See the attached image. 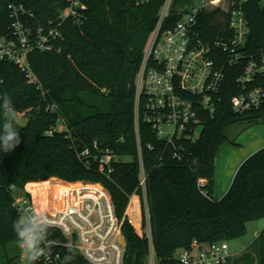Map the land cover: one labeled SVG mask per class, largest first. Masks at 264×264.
Listing matches in <instances>:
<instances>
[{
    "label": "trees",
    "instance_id": "trees-1",
    "mask_svg": "<svg viewBox=\"0 0 264 264\" xmlns=\"http://www.w3.org/2000/svg\"><path fill=\"white\" fill-rule=\"evenodd\" d=\"M164 1H85L80 20L70 19L59 26L68 0H0V35L6 34L11 25V4L24 5L34 14L37 25L48 27L53 22L62 34L53 42V51H37L30 56L42 90L29 84L15 65H2V94L9 96L17 113L28 112L30 125L18 128L22 142L13 152L0 151V264H22L12 229L20 214L14 206L12 187L24 191L28 184L41 183L37 186L50 190L102 191L91 184L67 185L56 179L47 182L52 178L101 184L107 189L126 240L125 264H149L152 250L158 264H179L178 254L191 250L194 243L238 240L246 236L250 223L264 219V148L241 165L221 200L213 196L215 160L229 141L227 130L238 123H264L260 113L241 116L231 112L235 95L231 70H227L217 114L206 117L197 139L182 141L181 159H174L172 149L142 124L151 235L145 231L146 223L143 235H139L127 216L135 196L129 214L135 225L140 224L137 196L143 197L144 192L134 122L136 80ZM186 1L190 0H175V4ZM245 12L250 27L248 49L257 53L264 50V0H249ZM49 105H56L58 111L50 112ZM0 119L2 124L3 117ZM60 125L64 127L61 131ZM95 143L114 155L110 176L106 167H87L78 157L80 151L93 149ZM201 180L206 181L204 187ZM49 239L67 241L53 228ZM66 250L58 248L62 257ZM252 250L256 264H264V232ZM253 252L237 262L255 264ZM72 264L89 263L75 250Z\"/></svg>",
    "mask_w": 264,
    "mask_h": 264
},
{
    "label": "built area",
    "instance_id": "built-area-1",
    "mask_svg": "<svg viewBox=\"0 0 264 264\" xmlns=\"http://www.w3.org/2000/svg\"><path fill=\"white\" fill-rule=\"evenodd\" d=\"M85 1L90 0H68L59 16V26L70 19L80 20ZM248 2L190 0L176 6L175 0L164 1L136 80L134 122L145 197L147 175L142 158V124L149 126L172 149L174 159H181L182 141L197 139L206 117L217 114L227 70L235 77L231 112L241 116L252 112L264 115V50L251 53L248 49L250 27L245 12ZM8 11L11 25L6 34L0 35V95L5 85L1 71L4 64L18 67L29 84L42 90L30 56L37 51L54 50L53 42L62 38L59 26L54 27L53 22L48 27L37 25L34 14L24 5L11 4ZM48 110L56 113L58 107L49 105ZM27 114L18 113L21 119L28 118ZM93 150L98 153L94 155ZM78 157L87 167L99 164L107 168V176L113 173L114 155L110 150L99 149L97 143L93 149L80 151ZM84 184L96 185L102 191L87 189L77 193L53 189L45 192L47 203L42 210L54 222L52 228L61 232L67 241L65 244L54 241L55 246L46 248L39 262L59 264L57 257L62 256L58 248L71 243L89 264H125L122 224L110 193L101 184ZM205 184V180L200 181V186ZM16 191L15 187L11 188L13 194ZM25 192L23 199L14 196L19 213L26 206L36 208L31 194ZM230 258L226 242L194 243L191 250H183L177 256L179 264H227ZM21 260L24 264L23 257ZM149 264H158L153 250Z\"/></svg>",
    "mask_w": 264,
    "mask_h": 264
},
{
    "label": "rangeland",
    "instance_id": "rangeland-1",
    "mask_svg": "<svg viewBox=\"0 0 264 264\" xmlns=\"http://www.w3.org/2000/svg\"><path fill=\"white\" fill-rule=\"evenodd\" d=\"M23 119H29V118H22V120ZM26 125L27 124H25L23 127H25ZM59 129L63 130L64 127L61 125L59 126ZM226 136L228 137L229 141L221 147L216 157V160H215V176H214L215 193L214 194L217 199L221 198L226 193V192L224 193L219 192L221 183L226 178V176H229V177L233 176L232 178V182H233L239 166L242 163H244L246 159L253 156V154H255L256 151H258L259 149L260 150L263 149L264 147V123L258 122L253 125L247 122L238 123L227 130ZM54 179L59 180L57 178H52L48 180L47 182H50ZM65 183H68V182H65ZM79 183L80 182L69 183V184L78 185ZM38 184H41V183L28 184L25 188V191L31 194L36 208L40 210V209H43L44 205L47 203L46 202L47 195L45 192L49 191L51 188L46 187V186H37ZM25 191L17 190L14 193V196L17 197L18 199H23L26 196ZM133 197L130 200V204L127 210V216L139 235L141 236L143 235L145 223L147 224V228L145 231L149 235H151L150 225H149L150 211H149V204H148L147 196L146 197L145 195L143 197L137 196L139 199V205H140V224L139 225L134 224V221H133L134 219L129 214V208H130ZM263 232H264V219L250 223L248 226V232L246 236H244L243 238L230 241V242L225 241L226 243L229 244L230 256H231L227 264H239L237 260L241 258V255H240L241 253H244L246 250L247 251L245 252V254L253 252L254 251L252 250L253 246L251 245L256 240V238ZM122 240L123 239H121V244L124 245ZM62 244H65V243H62ZM253 254H254V259H255V264H256L257 262L256 254L254 252ZM24 264H26V261L24 262ZM241 264H245V263H241Z\"/></svg>",
    "mask_w": 264,
    "mask_h": 264
},
{
    "label": "clouds",
    "instance_id": "clouds-1",
    "mask_svg": "<svg viewBox=\"0 0 264 264\" xmlns=\"http://www.w3.org/2000/svg\"><path fill=\"white\" fill-rule=\"evenodd\" d=\"M0 116L3 117L0 124V151L10 153L22 142L18 128L23 127L25 121L18 115L7 94L0 95ZM53 226L54 222L49 219L45 210H38L32 206L20 210L18 218L12 224V229L26 264H37V261L45 255V249L50 250L55 246V242L49 239V230ZM65 247L67 250L63 257H57L59 264H72L75 250L71 243Z\"/></svg>",
    "mask_w": 264,
    "mask_h": 264
},
{
    "label": "crops",
    "instance_id": "crops-1",
    "mask_svg": "<svg viewBox=\"0 0 264 264\" xmlns=\"http://www.w3.org/2000/svg\"><path fill=\"white\" fill-rule=\"evenodd\" d=\"M263 148H264V147H263ZM259 150H260V149H259ZM259 150H258V151H259ZM256 152H257V151H256ZM246 160H247V159H246ZM244 162H245V161H244ZM242 164H243V163H242ZM242 164H241V165H242ZM241 165L239 166V168L241 167ZM239 168L237 169V171L239 170ZM234 173H235V172H234ZM234 173H233V174H234ZM235 176H236V175H235ZM232 178H233V176H230V177H229V176H226V178L222 181L221 186H220V191H219V192H220V193H224V192H226V193H225L221 198H219V199H217V198L215 197V194H214V193H215V185H214V188H213V196H214V200L219 201V200H221V199L227 194V192L229 191V189H230V187H231L230 184H231V182H232ZM42 183H46V182H42ZM232 183H233V182H232ZM231 185H232V184H231ZM229 186H230V187H229ZM227 190H228V191H227ZM260 235H261V234H260ZM260 235H259V236H260ZM259 236H258V237H259ZM258 237H257V238H258ZM257 238H256V239H257ZM255 241H256V240H255ZM255 241L253 242V244L255 243ZM253 244H252L251 246H253ZM246 251H247V250H246ZM246 251H245V252H246ZM245 252H244V253H241L240 255H241V256L244 255ZM240 255H238V256H240ZM238 256H237V257H238Z\"/></svg>",
    "mask_w": 264,
    "mask_h": 264
},
{
    "label": "water",
    "instance_id": "water-1",
    "mask_svg": "<svg viewBox=\"0 0 264 264\" xmlns=\"http://www.w3.org/2000/svg\"><path fill=\"white\" fill-rule=\"evenodd\" d=\"M23 121H25L24 123L25 124H27L25 127H19L20 129H24V128H27L29 125H30V119H23ZM123 240V244H124V246L126 247V240H125V238L123 237L122 238Z\"/></svg>",
    "mask_w": 264,
    "mask_h": 264
}]
</instances>
